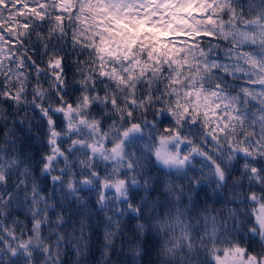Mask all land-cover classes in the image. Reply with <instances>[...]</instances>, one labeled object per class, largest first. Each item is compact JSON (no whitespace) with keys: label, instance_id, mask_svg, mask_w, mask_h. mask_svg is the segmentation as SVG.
Returning <instances> with one entry per match:
<instances>
[{"label":"snow or ice","instance_id":"1","mask_svg":"<svg viewBox=\"0 0 264 264\" xmlns=\"http://www.w3.org/2000/svg\"><path fill=\"white\" fill-rule=\"evenodd\" d=\"M0 126V264L84 258V192L105 257L128 215L157 264H264V0H0Z\"/></svg>","mask_w":264,"mask_h":264},{"label":"trees","instance_id":"2","mask_svg":"<svg viewBox=\"0 0 264 264\" xmlns=\"http://www.w3.org/2000/svg\"><path fill=\"white\" fill-rule=\"evenodd\" d=\"M34 59L39 60V57H34ZM71 75V74H70ZM31 114H29V119ZM16 119L24 120V113ZM14 125L8 124L7 128H12ZM7 131L6 128L0 126V135H3ZM16 136H18L22 141H24L25 146L29 148L30 151L36 153L37 155L43 151L42 142L40 139V130L35 127H30L27 121L24 124H19L16 126ZM242 164L243 161L241 160ZM239 176V171L236 172ZM135 201L137 203L140 201L141 197L145 195L142 189H134ZM231 185H229L228 190L213 191L212 188L204 185L196 189V195L194 199L200 201L199 207H203V203L206 201L209 208L216 209L218 212L226 211L227 207H234L235 205H227L225 201L232 196ZM89 201V206L93 210L92 212V228L87 229L91 234L88 241L87 255L81 260H77L75 253L71 250L68 251L67 255L64 257V264H157L156 258V248L155 237L149 233L143 235H137L134 231V226L138 222L130 216L126 215L121 219V224L124 228L122 234L117 236L113 241V246L110 250L108 257L103 255L105 241H104V231L105 224L100 223V219L103 213L99 215L96 214L95 210L98 208L93 201L95 200V193L89 194L84 192L81 194ZM153 198L163 199L159 191L150 194ZM77 208L76 204L72 205V211L75 212ZM85 215L88 214V209L84 210ZM71 213H65V215H70ZM111 214V213H109ZM20 219H24L23 215L17 213ZM71 231V229H69ZM142 248V254L136 256L134 254L137 245Z\"/></svg>","mask_w":264,"mask_h":264}]
</instances>
